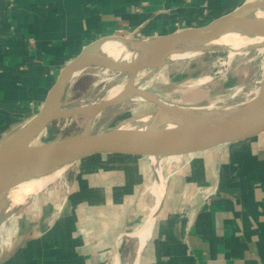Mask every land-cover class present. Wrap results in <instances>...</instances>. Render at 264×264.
I'll list each match as a JSON object with an SVG mask.
<instances>
[{
  "label": "crops",
  "instance_id": "0c3cea01",
  "mask_svg": "<svg viewBox=\"0 0 264 264\" xmlns=\"http://www.w3.org/2000/svg\"><path fill=\"white\" fill-rule=\"evenodd\" d=\"M244 2L0 0V139L41 110L89 45L204 26ZM191 155L152 215L149 158L82 160L24 204L0 264H264V133Z\"/></svg>",
  "mask_w": 264,
  "mask_h": 264
},
{
  "label": "water",
  "instance_id": "95a60500",
  "mask_svg": "<svg viewBox=\"0 0 264 264\" xmlns=\"http://www.w3.org/2000/svg\"><path fill=\"white\" fill-rule=\"evenodd\" d=\"M241 8L223 16V18L231 17ZM216 21L204 26L158 36L169 40L170 46L164 53L156 54L151 61L141 64L134 70H128L98 58L94 54L93 48L99 41L86 47L60 72L41 110L15 134L0 139V170L18 168L50 170L69 166L86 159L181 158L194 153L250 141L262 135L264 133V76L258 81L255 95L242 103L239 111L230 120H221L198 128L182 129L157 117L137 125L120 123L113 128L99 132L85 130L63 138L42 141L37 139L39 133L56 118L87 115L91 124V118L118 104L131 89V86L128 85L120 94L105 101L93 103V105L62 109L59 99L67 85L65 83L66 78L75 67L84 65L85 69L89 66H95L117 72H126L131 75L129 80L131 83L134 71L138 73L143 68L159 67L167 63H162L165 55L182 40L224 31ZM144 82L145 77L140 80L139 85L142 86ZM152 101L158 104L159 108L162 106L158 99L155 98ZM158 124L167 127L168 132L149 134L144 131L145 128H151Z\"/></svg>",
  "mask_w": 264,
  "mask_h": 264
},
{
  "label": "rangeland",
  "instance_id": "374dc122",
  "mask_svg": "<svg viewBox=\"0 0 264 264\" xmlns=\"http://www.w3.org/2000/svg\"><path fill=\"white\" fill-rule=\"evenodd\" d=\"M256 1L259 0H245L239 8ZM173 33L175 32L170 34ZM111 36L134 40L147 37L126 32H118ZM242 52L237 53L229 61L230 52L221 48L194 57L182 52H174L162 61V63H167L159 67H146L140 70L136 76L138 80H136L139 81L143 78L141 76L146 75L142 86L168 102L185 105L212 104L217 108L239 106L255 95L258 81L264 76V47L262 49L252 47ZM189 56L192 57L188 58ZM129 78L131 75L126 72H117L95 66L86 67L66 85L59 102L62 109H69L105 101L114 86L129 82ZM204 78H208V80L199 82L200 79ZM158 108V104L152 100L123 99L115 106L109 107L101 114L91 118V124L87 115L56 118L39 133L37 139L42 141L63 138L85 130L91 132L104 131L126 120L151 115ZM184 158L153 157L152 159L156 164L162 162L161 173L166 179L169 172L173 173L184 166L186 162ZM150 161L152 162L151 159ZM82 164V161H79L74 165L67 166L62 175L66 178L70 170L74 169L75 166H82ZM154 172V178H156L158 176L157 170L154 169ZM60 180V177H54L47 186ZM13 193L11 199L6 200L0 208V221L2 220L0 222V256L4 246L16 232L18 216L22 212L24 204L37 195L28 196L21 204L11 205V200L19 192L13 191Z\"/></svg>",
  "mask_w": 264,
  "mask_h": 264
},
{
  "label": "bare ground",
  "instance_id": "6f19581e",
  "mask_svg": "<svg viewBox=\"0 0 264 264\" xmlns=\"http://www.w3.org/2000/svg\"><path fill=\"white\" fill-rule=\"evenodd\" d=\"M216 20L214 21H216L224 31L205 34L199 38L184 39L171 48L172 50L165 55L164 59L174 52H182L183 54H189L194 57L221 48L230 52L231 55L228 58L229 61L239 52L249 50L252 47L260 49L264 47V0H259L243 6L237 11V13L233 14L231 17H227V19L220 17ZM101 44L94 46L93 48V52L98 58L119 67L134 70L141 64L151 61L156 54L164 53V51L170 46V41L163 39L162 37L150 36L139 40L125 38L104 48H101ZM191 57L189 56L188 58ZM83 70L84 65L75 67L66 78L65 83L68 84ZM133 73L131 83L126 81L127 83H119V85L114 86L111 94L108 95V99L120 94L128 85H130L131 89L125 95L124 99L153 100L156 98L160 101L162 106L156 109L151 115L133 118L122 122L125 124L137 125L141 122L151 121L153 118L158 117L169 121L175 127L192 129L216 123L221 120H230L241 108V105L217 108L212 104L185 105L177 102H168L167 100L149 92L145 87L140 86V80L137 81L138 79L136 78L137 73H135V71ZM142 77H146V75L141 76V78ZM206 80H208V78L200 79L199 82H204ZM144 131L149 134H161L168 132V128L162 124H158L151 128H145ZM16 132L17 131L10 133L5 136V138ZM152 158L150 159L156 166L158 179L152 184V186H150L152 193L156 196V204L153 207L151 215L157 211L164 197L166 181L161 173L160 166L162 162L160 161L159 164H156ZM66 167L67 166H61L50 170L20 168L0 170V208L6 200L11 199L14 194L13 191L19 193H17L11 200V205L23 203L28 196L42 191L51 179L54 177H61ZM161 190L162 196L159 198ZM151 215L145 224V228H147L139 234L140 236H143L141 237L142 242L145 241L150 232V224L153 221Z\"/></svg>",
  "mask_w": 264,
  "mask_h": 264
}]
</instances>
